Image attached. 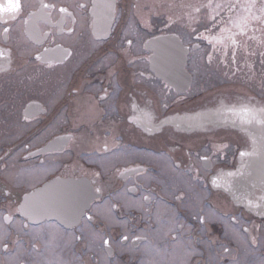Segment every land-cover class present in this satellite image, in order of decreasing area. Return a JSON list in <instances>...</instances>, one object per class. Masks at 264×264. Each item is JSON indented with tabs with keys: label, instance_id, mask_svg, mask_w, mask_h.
<instances>
[{
	"label": "flooded vegetation",
	"instance_id": "flooded-vegetation-1",
	"mask_svg": "<svg viewBox=\"0 0 264 264\" xmlns=\"http://www.w3.org/2000/svg\"><path fill=\"white\" fill-rule=\"evenodd\" d=\"M206 2L21 0L14 18L0 17V237L8 235L0 263L20 229L32 252L41 241L31 238L52 239L54 227L57 241L63 231L74 234L79 255L82 236L100 232L102 250L122 264L165 261L155 252H173L179 242L202 253L211 247L226 264L235 236L264 257V213L252 210L263 191L232 187L260 152L252 129L183 122L226 107H264V25L253 22L237 37L233 62L230 42L224 56L222 45L214 50L199 36L219 32L206 31L204 9L193 11ZM230 15L223 9L217 20ZM162 36L173 45H161ZM168 73L175 83L163 78ZM56 183L61 202L42 209L52 197L38 191ZM92 256L86 264H95Z\"/></svg>",
	"mask_w": 264,
	"mask_h": 264
},
{
	"label": "rangeland",
	"instance_id": "rangeland-1",
	"mask_svg": "<svg viewBox=\"0 0 264 264\" xmlns=\"http://www.w3.org/2000/svg\"><path fill=\"white\" fill-rule=\"evenodd\" d=\"M106 206L109 207V205ZM108 218L113 220L109 215ZM53 230L54 235L52 236V239H40L38 237L31 238V242H38L39 245L41 241V245H39V249L34 248V251L30 252L31 247L28 246V239L24 235V230L20 229L19 232H22V234L18 233L16 237H12L14 238L12 242L14 246L10 248L7 254H2L4 264H86L84 261L85 257L90 255H93V258L96 256L95 264H122L120 261L110 260L107 257V254L102 250L100 245L103 244V235L100 232L99 234L101 236L96 232H94V236L90 238L88 236H82V241L87 240V243L82 248L81 255H79V253L73 251L75 242L74 234L72 232L66 233L63 231L62 239L57 241L60 231L58 232L56 227H54ZM158 234L161 235V233ZM7 236L8 235L5 232L4 237H0V239L8 240V238H6ZM261 236H264V233L260 235V237ZM235 237L237 240L236 250L225 252L226 264H264V257L259 254L260 251L249 246L244 238H239V236ZM88 240H90V242ZM150 250H152L151 247L146 248L148 253H150ZM214 250L215 249L210 247L208 252L202 253L201 251H196L194 249L189 250L186 243L179 242L176 250L173 252H164L163 250L155 252L157 257H161V261L162 259H165V261L157 262L155 258H148L146 259V264H200L201 262L218 264L217 257H219L221 253L218 254V251ZM10 251L12 252L10 253ZM93 258L90 259L91 262L93 261ZM239 258L241 261L237 262ZM229 260L231 261L228 262Z\"/></svg>",
	"mask_w": 264,
	"mask_h": 264
},
{
	"label": "snow or ice",
	"instance_id": "snow-or-ice-1",
	"mask_svg": "<svg viewBox=\"0 0 264 264\" xmlns=\"http://www.w3.org/2000/svg\"><path fill=\"white\" fill-rule=\"evenodd\" d=\"M45 8L51 7L44 5ZM22 9L21 0H0V17L14 18ZM204 9L207 12V20L212 23V27L206 29L207 32L211 33L214 29L219 28V32L216 35H205V33H199V36L205 40H208L214 50L217 49V45H222L224 48V56L228 55L229 43L232 48L231 56L233 62L236 58V50L239 47V41L237 37L247 35L248 30L252 27L253 22H260L264 25V0H261L258 13L254 12L257 9V0H207L206 3L201 4L199 7H195L193 11L197 14ZM227 9L231 14L227 22L222 19L217 20V17L221 16V11ZM66 11V9H61ZM188 15L189 24L199 23V18L193 17L191 14ZM171 23V18H169ZM255 30V29H253ZM8 31V29H5ZM195 32V28H193ZM130 43V42H129ZM212 55L209 54V60L211 61ZM235 111V110H233ZM242 122L251 124L253 122L264 125V108L255 109L253 107L241 106L238 110ZM247 153L242 152L241 156ZM147 199V197H145ZM264 200V197H261ZM252 204V201H249ZM19 211V209H18ZM10 219V217H5Z\"/></svg>",
	"mask_w": 264,
	"mask_h": 264
},
{
	"label": "water",
	"instance_id": "water-1",
	"mask_svg": "<svg viewBox=\"0 0 264 264\" xmlns=\"http://www.w3.org/2000/svg\"><path fill=\"white\" fill-rule=\"evenodd\" d=\"M162 40H166V38ZM176 63L180 64V62H176ZM179 66H181V68L183 67L182 64H180ZM163 76L166 77L168 80H170L172 83H175V81L177 80V75L175 74L168 73ZM242 106L251 107L250 105H242ZM240 107L241 106L226 107V108H221L219 110L210 111L208 113L199 114L197 116L185 117L183 118V122L186 125H197V123L202 125L209 123H216V124L230 123L231 125L234 126L240 125L239 127L241 128H243V126L252 128L251 131L252 144L257 146L260 152L257 155H253L252 163L250 165H246L240 171L239 174H236L238 175V177L232 183V187L236 188L241 192L242 191L249 192V191H254V189H260L263 191V195L261 197H264V125H260L255 122L251 124L242 122L240 116L238 115V110L240 109ZM252 107L255 109L264 108L253 105ZM60 187L61 185H59V183L50 184L49 186L44 187L43 189H40L38 191L39 195L37 196H41V198L46 196L52 197L51 203L41 204L42 209L46 207L54 208L57 206V204L61 202L62 197L61 194L58 192L60 190ZM235 193L236 192H234V194ZM261 197L259 198L258 201L253 202L254 204L252 205V210L255 213H264V200H262ZM92 199H94V196L88 198V201L90 202ZM76 205L75 207H78ZM26 206L27 205L25 203H22L20 208L25 210ZM86 206H87L86 204H83L80 213L78 214L77 212H75V214L81 217L84 213V209Z\"/></svg>",
	"mask_w": 264,
	"mask_h": 264
}]
</instances>
